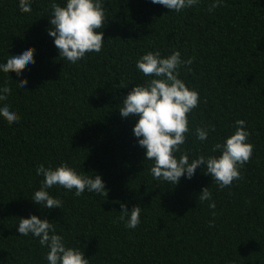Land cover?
I'll list each match as a JSON object with an SVG mask.
<instances>
[{
  "label": "trees",
  "instance_id": "1",
  "mask_svg": "<svg viewBox=\"0 0 264 264\" xmlns=\"http://www.w3.org/2000/svg\"><path fill=\"white\" fill-rule=\"evenodd\" d=\"M51 2L30 0L32 11L22 13L19 0H0V63L27 47L35 60L20 76L0 71V88L7 82L12 90L0 107L20 117L8 124L0 116V264H48L39 238L17 230L30 215L50 220L89 264H264V0H223L212 12V0H201L179 13L151 0H103L104 46L75 64L59 57L48 34ZM157 50L194 58L179 76L200 96L181 148L190 161L218 156L213 144L236 130L237 119L246 122L253 154L229 188L219 190L203 166L177 185L151 175L153 162L133 133L138 118H122L119 108L135 84L151 79L136 61ZM205 125L215 131L201 142L194 130ZM40 164L98 174L107 197L54 186L47 191L63 207L43 208L32 200ZM206 186L215 209L198 199ZM121 203L141 207L137 228L119 220Z\"/></svg>",
  "mask_w": 264,
  "mask_h": 264
},
{
  "label": "clouds",
  "instance_id": "2",
  "mask_svg": "<svg viewBox=\"0 0 264 264\" xmlns=\"http://www.w3.org/2000/svg\"><path fill=\"white\" fill-rule=\"evenodd\" d=\"M169 11L177 13L184 9L199 5L201 0H151ZM223 0H212L206 10L212 12L220 7ZM48 34L54 38V45L59 57L72 64L83 59L86 54L99 53L104 46V35L97 31L105 27L106 14L103 0H66L62 6L56 0L50 4ZM19 10L22 13L32 11L30 0H19ZM193 57L182 59L179 50H173L170 55L162 57L159 50L149 51L136 61L137 70L145 77H151L144 84H135L123 97L119 108L122 118L135 116L137 121L133 133L140 147L145 149V160L152 161L149 171L154 179L166 181L172 185L179 184L182 177L191 179L196 169L203 166V171L212 177L219 190L229 188L233 181L241 180V168L250 162L254 146L248 142L250 132L246 130L243 119L235 121V131L223 142L214 143L211 151L220 154L205 156L199 154L189 160L187 152L181 150L189 133V114L199 106L200 96L197 90L186 86L179 78L182 68L191 72ZM34 48L27 47L19 55H10L5 63H0V71L5 74L15 72L17 76L29 64H34ZM27 79L18 81V87L25 88ZM127 87V86H125ZM11 88L5 82L0 88V101H6L11 94ZM0 116L8 124L18 122L20 117L10 109L8 104L0 107ZM215 131V125L197 126L194 130L196 139L204 142L209 133ZM179 153V157H177ZM36 174L42 176L41 186L32 196L35 204L43 208H62L63 202L49 194L47 189L54 186L68 191L75 190L77 197L85 190L107 197L108 189L100 175L94 178L81 175L67 164L55 168L40 164ZM201 203L210 201L208 207L216 208L212 193L208 186L199 193ZM141 207L133 206L131 210L121 203L119 220L125 227L135 229L140 224ZM215 211L212 216L215 217ZM214 220L208 226L214 227ZM17 230L20 235L32 234L39 238V244L48 249L46 260L48 264H89L84 252L78 248L66 246L63 236L56 233L55 225L47 218L30 215L21 217Z\"/></svg>",
  "mask_w": 264,
  "mask_h": 264
}]
</instances>
